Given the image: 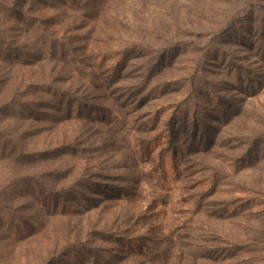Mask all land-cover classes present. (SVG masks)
Masks as SVG:
<instances>
[{
  "label": "rangeland",
  "instance_id": "obj_1",
  "mask_svg": "<svg viewBox=\"0 0 264 264\" xmlns=\"http://www.w3.org/2000/svg\"><path fill=\"white\" fill-rule=\"evenodd\" d=\"M29 4L1 21L8 42L0 61V264H264V0H32L30 12L52 29L92 37L79 46L81 77L56 61L45 80L40 43L24 25ZM103 39L115 56L90 76L98 59L87 44L102 46ZM11 54L30 63L13 65ZM198 56L197 97L186 103L189 86L180 77ZM116 57L124 58L118 73ZM152 70L174 81L152 86L157 78H144ZM110 77L118 79L112 87ZM39 81L53 92L32 88ZM56 89L67 90L63 102ZM173 101L183 106L180 130L155 143L166 174L160 180L147 174L135 146L127 151L123 134L133 126L145 144L140 129L152 115H137L161 107L160 131L169 129L175 106L162 103ZM118 112L129 120L113 123ZM28 181H46L54 191L65 186L67 198L54 193L59 204L45 209L44 194ZM57 208L78 213L71 221L90 230L88 246L62 252L53 234L61 223L49 214ZM19 224L31 233L17 236ZM97 231L118 237L104 240Z\"/></svg>",
  "mask_w": 264,
  "mask_h": 264
},
{
  "label": "trees",
  "instance_id": "obj_2",
  "mask_svg": "<svg viewBox=\"0 0 264 264\" xmlns=\"http://www.w3.org/2000/svg\"><path fill=\"white\" fill-rule=\"evenodd\" d=\"M26 1H29L30 4L27 7L28 8V10L26 11L27 22L24 25L28 26V28L32 32L31 34L34 35V38L39 41L41 53L38 56H36V58H38V60L42 59L45 64L44 66H45L46 71L39 73V76H40L39 78L41 80H45L46 78H52L53 77L52 71L55 70L54 66H55L56 61H65L68 66L72 67L74 73H77L78 76H80L81 74L83 75L85 72L86 63L82 59L83 55L79 53L80 51L79 46H84L85 41L92 40L91 31H89L87 35L81 34V33L75 34V35H67L64 31L65 27L63 26L59 29H52L50 25L43 22L44 18H42L41 16H36L30 12L29 9L32 7V4H31L32 0H26ZM23 2L24 0H0V61L5 60L6 58L2 50H4L5 44L6 42H8L5 35L2 34L3 30L1 26V21L4 20V21L9 22L11 18H14L13 12L15 11V8L17 7V5H20ZM215 34L216 32L211 33V35H215ZM102 41H103L102 46H98L96 45V43H92L91 41H89V44H87L88 47L92 46L91 50H88L89 52L88 55L91 57V59L95 61H97L98 59L97 61L98 63L94 65H90L91 69H89L88 71V73L90 72L89 73L90 76H91V73L94 75V73L103 66V61L106 60L108 56L109 57L115 56V53L111 51L113 48L109 47L111 46L110 45L111 40L103 39ZM104 47H107V48L100 49V50H94V48L99 49V48H104ZM209 49H210V40L206 42V44L201 45L200 53L202 54L205 51L208 52ZM154 53H156V51H154ZM200 56L192 59V65H190V72H191L190 75L186 77H180L189 86L187 92L189 93L190 97H188L187 101H185L186 103H189L191 100L197 97V89H196L197 83L196 82H197L198 75L200 74L201 69L203 68L201 65L202 62H201ZM90 57H87V59H90ZM9 59H11V62L13 65H21L24 63L26 64L30 63L29 60L22 58L18 55H14V54H11ZM163 60H164V54H163ZM48 62H52L50 66H46ZM123 64H124V58L121 57L118 59L116 57L115 64L113 65L114 70H117L116 73L120 72V70L123 69ZM29 66H33V65H29ZM161 69L162 70L164 69V65L161 67ZM159 70L157 71L152 70V72L144 76V78L147 80L151 78H157V82L155 81L152 86L164 85V84L174 81L173 77H165V78L161 76L156 77L157 76L156 74H158ZM162 72L166 73V70H163ZM161 74H164V73H161ZM115 78L116 77H110L109 81L107 82V85L112 87L118 81V79H115ZM48 86H49L48 82L39 81V82L33 83L32 88L34 89L42 88L43 91L45 92H49V93L53 92V89L49 88ZM56 90H59L58 96L61 97L59 98V101L63 102L64 99L66 98L64 96L68 94L67 90L66 89H56ZM55 95H57V93H55ZM142 97L137 102V105H138L137 108H142L145 103L144 102L145 99ZM50 102L52 103V101ZM174 102L175 101L162 103L163 106H166L165 104H167V106H169L170 108L175 106L174 116L172 117V119L168 120L169 129H163V132L160 131V129H162V127L160 128L159 126L161 122V116L163 115V112L166 110L165 107H161V109L151 110L150 113H148V111H140L139 115H137V116H145L146 114L152 115V119H149L146 122V123L150 122V124L147 125L148 127H146L145 125V128L147 129H140V131L142 132L141 138L145 137L144 138L146 140L145 144L140 143L139 141H136L134 139L133 126L129 128L128 132L123 134V137L125 140L124 142L128 145L127 151H131L132 153V149H129V147L132 145L135 146L137 150L136 151L137 156L140 157V159L142 160V163L145 164V167L149 168L147 174L149 173L150 175H153V177H157L160 180H166V174H164L165 169L163 168V164L161 165L160 163L156 162L158 160H161L162 157L159 156V158H155L153 154L155 152V146H156L155 143L159 139L158 136L166 133L168 130L170 132V139L172 140L173 138L176 137L177 135L176 132L180 130L179 127L177 126V123L179 121L178 113L180 112V109L183 106L182 105L180 106L179 104L180 102H178L176 105ZM196 103L199 104L197 101ZM71 104L72 102H69V105H67L63 109L66 111L71 110V107H70ZM2 107H3L2 103H0V111ZM98 111L101 112L102 109H99ZM105 111L108 114H112V113H109V111H111L109 109ZM117 115L118 117H115V119L113 120V123L116 122L118 124H122V123H125V120L127 121L129 120L126 114L123 112H118ZM202 118H203V115H201V113L199 115V111L193 114V119H192L193 120L192 122L193 132L196 135L193 141H196V142H198L199 140V134H200L199 132L201 131L200 121ZM186 121L188 120H185V122ZM214 142L215 141H213L212 144H214ZM83 149L84 148L80 150L81 156L86 151L85 149L84 150ZM198 163L200 165L203 164V162H198ZM149 178H144L140 180L142 183L144 182V185L147 188H149ZM137 182H138V179L136 183ZM28 184H30L31 189L36 191L38 194L40 195L44 194V201L42 202V206L45 209L47 208L54 209L59 204V201L57 200L52 201L54 193H56V195H58L62 199L67 198L66 194L68 192V189H66L65 186H61L60 189L54 191L50 188L49 184L46 181L38 182V184L36 183L35 185L32 181H28ZM36 188H40L41 190L38 191ZM110 188H112L114 191H111V193H108V194L114 195L116 192L115 190L116 187L115 186L108 187V190ZM62 205H64V202L62 203ZM75 212L76 211H69L65 208H60V209L57 208L49 213L51 218H56L58 222L61 223L59 224L60 227H58V234L54 230H53V234L55 237L56 236L58 237L59 246H62L61 250L64 253L66 252V249H68L70 252H75L83 248V246H88L87 244L88 243L90 244V242H92L91 240L92 235L90 234V230L88 228H86L85 232H82L80 229L75 228L74 224H72L71 219L73 218V216L78 214ZM38 226L39 224H37L36 227ZM21 227H22V224H19V229H16V225H15V229L17 230V236H25L31 230V229L22 230ZM100 237L103 238L104 240H107V239L117 238L118 236H117V233H114V232L97 231V238H100ZM90 248L91 247H88V249Z\"/></svg>",
  "mask_w": 264,
  "mask_h": 264
}]
</instances>
